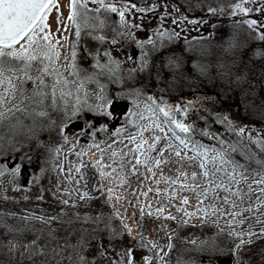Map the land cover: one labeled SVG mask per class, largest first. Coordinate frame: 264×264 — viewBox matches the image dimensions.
<instances>
[{"label":"rangeland","instance_id":"rangeland-1","mask_svg":"<svg viewBox=\"0 0 264 264\" xmlns=\"http://www.w3.org/2000/svg\"><path fill=\"white\" fill-rule=\"evenodd\" d=\"M115 2L118 8L121 3H128L150 10L137 12L132 9L127 12V26L120 25L117 14L104 10L98 14L105 21L103 26L98 20L90 19L88 22L93 27L85 29L81 17L78 20L81 24V36L78 39L76 26L68 18L71 15V0H57L58 6L52 9L48 24L52 42L57 44L59 41L57 50L60 52L59 61L54 63L75 84L65 88V92L71 90L72 94L58 99L54 107L51 97L54 78L47 77L48 87L44 90L49 96L44 103L32 104L26 112L17 113L22 125L2 129L3 138L9 137L10 143L6 142L10 150L19 151L5 156L0 165H7L8 169L19 167L20 171L15 174V179L11 171L0 176V213L37 220L43 218L45 222L57 220L62 213L78 217H102L110 213L121 224L122 235L115 243L106 239L102 245H118L120 252L125 253V262L127 251L131 248L132 255L137 254L139 258L138 264H147L146 260L141 259L142 256L150 257L151 264H242L241 251L264 238V195L257 190L251 198L245 197L243 201L230 196L229 199L237 203L235 209L223 202V191L218 192L221 199H214L211 191L207 192L205 198L207 179L199 167L200 157L182 146L179 157L173 149L164 151L161 157L160 151L168 139L164 133L150 126L145 107L152 103L147 99L152 96L157 104L187 108V118L180 114L177 116L182 122L194 126L190 134L191 141H199L204 145L221 147L216 139L218 134L225 140V147L227 142L236 139L234 134L225 130L224 123L217 122L224 116H228L236 126H247L253 137L258 132L264 135V41L258 38L264 28L254 31L240 23L242 19L264 21V12L255 11L259 3L247 5L254 11L246 17L237 15L234 30L227 32L226 41L214 45L206 39L212 33V20L216 14H211L208 9L212 6L204 2ZM153 4L156 7L151 10ZM234 4L227 2L226 7H223L224 12L231 13L230 6ZM217 6L221 7V4L212 8ZM95 7L97 5L88 0V8ZM174 8H179V11ZM95 15L89 13V16ZM181 15L204 23L173 24L172 19L179 20ZM161 16H165L163 22ZM131 25L138 27L133 28ZM165 30H175L180 36L169 40L167 36L157 35L158 31ZM128 31L134 35H120ZM100 35L106 39L100 41L95 38ZM112 38H116L118 43L111 44ZM149 39L154 43H145L140 47L139 42ZM73 45L80 70L79 79L72 74ZM105 50L120 61L119 72L111 77L107 74L98 76L99 83L85 80L83 89L77 92L80 79L100 72V69L92 67L96 63L98 51L101 54L99 62L107 63L108 57L103 55ZM220 55H223L222 59H219ZM169 60L174 63L170 64ZM224 62H228V74L220 75L219 66H224ZM40 67V61H36L34 69ZM131 68L137 71L130 75ZM220 76L222 80L226 77L231 79L230 84L221 83ZM196 80L199 82L195 85ZM101 85L104 86L103 93ZM133 89H139L141 95L137 96ZM101 94L111 104L103 108L101 113L89 110V106L94 109L102 103L98 98ZM77 96L81 105L79 113L69 119L76 111ZM207 102L210 107H207L208 104L205 107ZM65 108L66 111L63 110ZM41 111L47 115L36 114ZM139 113H144V120L140 119ZM9 122L16 125V117ZM7 123H0V127ZM65 124L67 127H63ZM140 126H147L142 134ZM202 131H208L213 138L201 135ZM157 135L161 140L153 150L149 145L154 143ZM131 136L136 137L135 142L130 139ZM168 136L171 137L172 133L169 132ZM144 140L148 143L143 144ZM138 143L143 145L140 149L136 147ZM178 144V141L173 140L174 147ZM92 145H99V148ZM251 148L264 159V154L255 145H251ZM141 152H144V156L140 155ZM113 153L116 155L113 156ZM146 156L151 159L136 164L137 158L144 161ZM235 158L245 163L239 152ZM156 159L167 162L156 167ZM248 169L251 172L252 169H259V166L253 160L248 163ZM192 173H196L195 180L191 178ZM190 187H195L196 191L189 190ZM253 187L257 188L256 185ZM184 198H187V204L183 203ZM211 238L223 239V245L233 253L220 255L215 249H209ZM241 240L244 242L241 243ZM39 241V246L46 249V241ZM8 244L0 241V252ZM169 245H172L171 250ZM237 245L240 247L237 248Z\"/></svg>","mask_w":264,"mask_h":264},{"label":"snow or ice","instance_id":"snow-or-ice-1","mask_svg":"<svg viewBox=\"0 0 264 264\" xmlns=\"http://www.w3.org/2000/svg\"><path fill=\"white\" fill-rule=\"evenodd\" d=\"M91 2L97 7L88 8V0H71V15L68 17L72 20L73 24L76 26V36L79 39L81 36V24L78 20L83 19V26L85 29H91L93 26L89 24L90 19L98 20L100 25L105 24L104 20H101L99 13L101 10L105 12L115 13L119 17L120 25H128L125 19L127 12L135 9L137 12H146L150 9L143 7H138L136 4L121 3L120 7L116 6L115 0H91ZM259 3V8L255 11L264 12V0H240V2L231 5V15H240L241 17H246L249 13H252L254 9L247 5ZM57 0H0V123L4 121H11L16 117L17 124L12 125L16 127L22 125L23 122L19 120L16 116L17 113H24L31 107L32 104H43L48 98L49 93L45 91L48 87L46 83L47 77H53L54 83L51 86V97L52 103L55 107L57 105L58 99H63L66 95H71V90L65 92V88L69 85L75 84L74 81H69L62 72L55 66V61H59L60 52L57 50V44H53L50 34V25L48 24V18L51 14L53 8L57 7ZM155 4L152 5L151 10H154ZM167 7V6H165ZM175 11H179V8H174ZM208 11L215 15L217 12L223 13L225 9L223 7L212 8L209 7ZM89 13H95V16H89ZM167 13H165V16ZM165 16H161L160 20L163 22ZM190 23L198 25L204 23L201 20H189L187 16L181 15L180 19H172L173 24H183ZM240 23L247 25L249 29L254 31H259L260 28H264V21H258L257 19H242ZM135 28L138 25H131ZM120 35H126L127 37H132L134 34L131 31L125 33H120ZM159 36H167L169 40L178 39L180 36L179 32L175 30L164 32H157ZM100 41H104L106 38L102 35L95 37ZM261 41H264V31L259 32V37ZM110 43L115 45L118 43L116 38H112ZM140 47H143L145 43L153 44L154 41L149 39L146 42H139ZM19 45V47H17ZM75 45H73L72 55V74L80 78V70L76 64V51ZM100 52L96 54V63L92 65L94 69H100V72H93L84 76L80 79L79 85L76 87V91L79 92L84 87L85 80L92 82L95 81L99 83L98 76L107 74L109 77L117 75L120 69V61L115 60L109 51L105 50L103 55L108 57L106 64H101L99 62ZM128 59H131L129 57ZM40 61L42 67L34 69V63ZM46 61V62H45ZM169 63H174L169 60ZM115 66V67H113ZM144 64H141V69H143ZM35 71V75L33 72ZM136 68L129 69V73L136 72ZM119 79L122 80V77ZM31 85V87H29ZM58 86L59 87L58 89ZM103 85H101V92L103 93ZM137 96L141 95L139 89L132 90ZM87 95V93H85ZM102 103L96 105L93 109L89 106V110H95L97 113H101L102 109L108 107L111 101L103 94L98 97ZM152 103L146 105L145 112H147L148 120L150 126L158 129L160 132L164 133V136L168 139V143L165 145L164 149L160 151V156L163 157L164 151L168 149H173L175 155L179 157L181 155V146L183 149H189L193 151L196 156L200 157L199 167L203 169L202 175L207 179V186L204 189L205 198H207V192H213L214 199H221L218 192L223 191L225 195L222 197L224 203L230 204V206L235 209L237 203L234 200H230V196L238 197L241 201L245 197L251 198L252 194L257 190L261 195H264V159H261L257 152H254L251 145H255L260 153H264V135L259 132L255 137L252 135V131L247 129V126H236L229 119L228 116H224L222 120H218V123H224L226 125L225 130L236 136L234 141L227 142L217 135L221 147H216L215 145H204L199 141H191L190 134L194 131V126L189 123L182 122L178 118L177 114H180L184 118L188 116L187 108H181L175 105L168 104H157L152 96L147 97ZM66 103V101H65ZM136 104V101H133ZM139 107L138 104H136ZM189 107L191 102H189ZM80 100L77 96L76 111H74L69 119L73 116L78 115L80 110ZM66 111V108L63 109ZM35 110L33 109V112ZM39 116H46V112L36 113ZM110 114V113H109ZM136 115V113H133ZM141 120L145 119L144 113H139ZM206 119V118H205ZM135 123V121H133ZM63 127H67L65 124ZM147 130V126H140L141 134L143 131ZM171 132L172 136L169 137L168 133ZM119 133V130H118ZM181 134H184L183 136ZM201 135L208 136L210 139L213 137L208 131H202ZM130 139L135 142L136 137L131 136ZM161 140L160 136L154 137V143L149 145V148L155 149L156 144ZM173 140L178 141L179 144L174 147ZM247 141L248 143H245ZM148 141L144 140L143 144H147ZM99 148V145H92ZM143 145L137 144V149H140ZM111 147V145H109ZM58 152V150H56ZM239 154L244 157L245 163H241L235 158V154ZM79 155V153H78ZM116 153H113L115 156ZM144 156V152L140 153ZM30 159V157H29ZM151 157L146 156L145 160L142 161L139 158L136 159V164L145 163ZM190 159V158H189ZM255 161L259 166V169H252L249 172L248 163ZM162 162L160 159H156L154 164L156 167ZM145 166H147L145 164ZM135 165H133V172H135ZM151 170V169H149ZM11 171L15 179V174L19 173V167H14L8 169L7 165H0V176L6 174V172ZM103 175V173H102ZM155 175V173H153ZM191 178L196 179V173H192ZM256 185L257 188H254ZM189 190L196 191L195 187H190ZM87 196V193L84 194ZM258 203L260 202V197H257ZM67 203V201H64ZM183 203L187 204V198H184ZM247 210V209H246ZM157 211H162L158 209ZM215 211V209L213 210ZM186 215H192L191 213H185ZM239 215V213H236ZM169 219H174V217H168ZM23 219H28L24 217ZM43 222V218H39ZM86 221L91 218L86 217ZM125 227H127L125 225ZM131 230L129 229V232ZM238 235V234H237ZM244 241L241 240V243ZM193 244L196 241H192ZM37 244L36 240L31 241V243L24 245V247L31 251L33 246ZM9 251H13L18 248V245L9 241ZM155 247V245H153ZM171 250L172 245L168 246ZM240 245H237L239 248ZM71 249L72 252L66 257L69 264H97V260H105L107 264H135V258L132 255L133 250L131 248L127 251V262H125V253L123 251L116 254L117 258L113 259L112 256L108 255L107 249L100 245V250L97 255L92 259H88L84 251L86 250L85 245L80 242L77 244L66 243L61 251H66ZM55 251V249L53 250ZM35 254L43 255V250L38 248ZM147 264H151V258L146 257ZM59 264V262H57Z\"/></svg>","mask_w":264,"mask_h":264},{"label":"trees","instance_id":"trees-1","mask_svg":"<svg viewBox=\"0 0 264 264\" xmlns=\"http://www.w3.org/2000/svg\"><path fill=\"white\" fill-rule=\"evenodd\" d=\"M189 1L192 2L193 0ZM195 1L204 2L206 5L212 7H215L217 4H221V7H226L225 4L227 2L237 3L240 0ZM217 8L220 7L217 6ZM236 19L237 15L232 16L231 13L226 14L223 12L221 14L217 12L212 20V33H210L211 35L206 41H212L214 45H220L222 41L225 42L227 32L234 30V26L237 22ZM222 58L223 55H220L219 59ZM224 64V66H219L220 75H224V73L228 74V69L226 67L228 66V62H224ZM219 80L225 85L230 84L231 81V79H228L227 77L224 80H222L221 77ZM198 82L199 80H196L195 85ZM262 99L264 102V94L262 95ZM207 104L209 105V102L204 104L205 107ZM207 107H210V105ZM12 125L15 124L8 121L6 125L0 127V163L5 156L11 154L14 155L19 151V149L11 151L6 142L8 141L10 143L8 140L9 137L3 138L4 135L2 134V129L4 127H12ZM10 145L13 146L12 143ZM16 147H18V145ZM4 216L7 217L5 218L6 220L4 219ZM86 217L91 219L86 221ZM23 218L24 217L19 215H4L0 213V241L7 243L12 241L14 244L18 245V248L11 252L9 251V244L2 248V251L0 252V264H57V262H59V264H69L66 257L72 252V250L68 249L66 251H61V249L66 243L77 244L80 242L86 247V250L84 251L85 256L88 259H92L100 250L102 241L108 239L107 241L110 240L112 243H115L122 235L121 231L123 230L121 229V224L117 222L115 217L110 215V213H107L102 217L101 215L93 217L91 215H80V217H78L69 213H62L60 218H57V220L53 219L50 222H42L40 219L37 220V218ZM33 240H36L37 244L33 246L31 251H28L24 245L31 243ZM39 240L46 241V249L39 246ZM221 240L223 239L211 238L208 248H211V250L212 248L215 249L217 254L220 255L224 253L232 254V250H228L227 246L223 245ZM38 248L43 250V255L35 254ZM104 248L107 249L108 255L112 256L113 259H116V254L120 252L118 245ZM112 248L117 249L112 250ZM54 249L55 251H53ZM240 259L242 264H264V238L259 239L253 245L241 251ZM97 264H107V261L97 260Z\"/></svg>","mask_w":264,"mask_h":264},{"label":"water","instance_id":"water-1","mask_svg":"<svg viewBox=\"0 0 264 264\" xmlns=\"http://www.w3.org/2000/svg\"><path fill=\"white\" fill-rule=\"evenodd\" d=\"M133 257L135 258V264H138V259H139V258L137 257V254H134ZM146 257H148V256H142L141 259H142V260H146V259H145Z\"/></svg>","mask_w":264,"mask_h":264}]
</instances>
